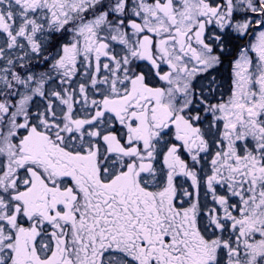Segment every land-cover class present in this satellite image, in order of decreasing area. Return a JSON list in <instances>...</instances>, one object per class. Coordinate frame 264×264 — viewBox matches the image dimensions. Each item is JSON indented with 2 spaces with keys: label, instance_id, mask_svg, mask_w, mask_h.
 Wrapping results in <instances>:
<instances>
[{
  "label": "snow or ice",
  "instance_id": "1",
  "mask_svg": "<svg viewBox=\"0 0 264 264\" xmlns=\"http://www.w3.org/2000/svg\"><path fill=\"white\" fill-rule=\"evenodd\" d=\"M0 264H264V0H0Z\"/></svg>",
  "mask_w": 264,
  "mask_h": 264
}]
</instances>
